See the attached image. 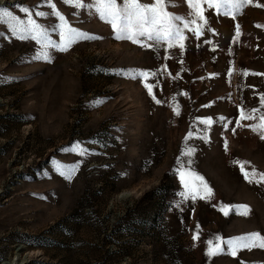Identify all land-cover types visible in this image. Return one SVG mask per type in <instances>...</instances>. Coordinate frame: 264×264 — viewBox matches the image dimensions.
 <instances>
[{"label":"rangeland","instance_id":"rangeland-1","mask_svg":"<svg viewBox=\"0 0 264 264\" xmlns=\"http://www.w3.org/2000/svg\"><path fill=\"white\" fill-rule=\"evenodd\" d=\"M172 2L183 49L117 39L95 0H0L56 45L0 24V264H264V249L225 243L264 238V0H201L204 21ZM51 4L94 38L61 50ZM181 168L211 195L185 199ZM209 241L223 252L208 256Z\"/></svg>","mask_w":264,"mask_h":264},{"label":"snow or ice","instance_id":"snow-or-ice-1","mask_svg":"<svg viewBox=\"0 0 264 264\" xmlns=\"http://www.w3.org/2000/svg\"><path fill=\"white\" fill-rule=\"evenodd\" d=\"M63 2L71 4L73 3V0H63ZM95 2L98 5L96 7V12L99 14V18L111 25L113 30L116 32L117 39H125L137 44L141 42V38H146L147 41L155 42L156 44H159L162 41L166 42L168 48H172L176 42H180L179 46L181 49H183V40L185 37L181 30L173 22L181 20V17L179 15H171L164 10L166 3L169 7L176 6L172 0H155V6L141 4L137 2V0H125L123 7H120L117 4V0H95ZM203 2L207 3L210 8H216L217 10H220L226 5L231 9L238 10L242 4H250L252 3V0H203ZM200 4L201 0H191V6L197 18L201 21H204L205 18ZM259 6L260 5H257V7ZM50 7L53 9L54 14L59 17V20L61 21L60 34L61 39L64 42L61 46V50H67L69 45L77 42L78 40L94 38L69 27L64 16L55 11L56 6L51 4ZM75 7L91 8L92 5H83L80 3V0H75ZM19 11L27 14L28 19L22 20L18 16L13 15V13L9 11L7 7H0V24L7 25V28L18 39L24 40L31 38L40 43L44 48L56 47L54 42L47 38V33L43 31L40 25L36 24V22L31 18L29 8L19 7ZM36 15L43 16L45 13L37 12ZM190 23L195 24L196 20H193ZM184 28H189V23H185ZM193 31L196 32L197 38H199V29H193ZM237 35H239V26H237ZM43 55L44 58L47 59V53H44ZM140 75L145 80H147L149 77V73L147 72L140 73ZM145 86L147 87L149 94L152 95V87L148 85ZM153 99H155L154 96ZM262 101H264V98H262ZM156 102L160 103L158 100ZM246 118L251 117H245L243 114H241L240 119L243 120ZM262 119H264V117H262ZM201 122L209 126L212 124L210 119ZM261 127L264 128V124H262ZM76 147H79V145ZM74 150L75 149H73V151ZM79 154L84 155V150L81 149ZM188 155H191V153L189 152ZM73 171H75V168L68 167L66 170L61 171L60 175L71 179ZM241 171L243 172L245 179H248V173L243 171V166H241ZM179 176L181 182L184 184L185 189H187L186 193H184L185 199L188 198L189 194L191 195L192 200H195L198 196L203 199L206 198V196L211 195V189L208 188L207 184L204 183L200 176L194 175L191 172H185L182 168L179 170ZM186 176H193L195 181H199V185H190L185 180ZM260 181H264V175L260 176ZM239 207L245 208V211L240 214L247 215V207ZM221 210L223 211V209ZM227 214L228 213L225 212V215ZM194 239H198V237H194ZM225 243L231 249V254L233 256L236 255L237 250L241 248L251 249L252 247H259L264 249V238H262L258 233H251L249 235L229 239L225 241ZM211 244L212 242L209 241V249L207 252L208 256H215L218 253L223 252V249L220 247L219 243L215 246V248H213Z\"/></svg>","mask_w":264,"mask_h":264}]
</instances>
